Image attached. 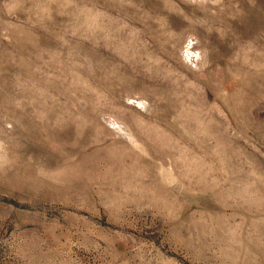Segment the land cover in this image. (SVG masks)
Here are the masks:
<instances>
[{
	"label": "rangeland",
	"instance_id": "obj_1",
	"mask_svg": "<svg viewBox=\"0 0 264 264\" xmlns=\"http://www.w3.org/2000/svg\"><path fill=\"white\" fill-rule=\"evenodd\" d=\"M0 264H264V0H0Z\"/></svg>",
	"mask_w": 264,
	"mask_h": 264
}]
</instances>
